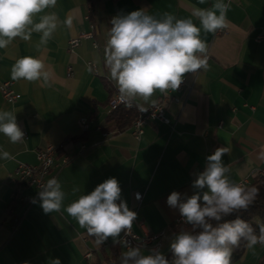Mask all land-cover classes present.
Listing matches in <instances>:
<instances>
[{
	"label": "crops",
	"instance_id": "crops-1",
	"mask_svg": "<svg viewBox=\"0 0 264 264\" xmlns=\"http://www.w3.org/2000/svg\"><path fill=\"white\" fill-rule=\"evenodd\" d=\"M214 2L97 0L91 22L87 0H57L55 8L46 11H54L61 23L47 45L37 47L41 34L34 32L31 41L16 38L0 49V83L12 82L20 94L15 103L4 102L0 94V110L15 113L26 134L16 144L0 134V149L14 157L0 159V264H54L56 259L61 264H90L101 258L102 246L63 208L46 214L34 187L17 191L9 181L19 164H36L39 148L51 145L57 162L69 159L56 177L65 193V207L110 177L119 181L130 210L135 204L133 193H142L137 219L150 232L164 233L161 251L165 256L171 252L169 237L184 230L174 225L181 216L167 205V197L173 191L181 193L182 199L194 193L192 182L204 170L208 155L217 148L230 149L222 161L238 184L245 181L248 186L264 172V159L259 158L264 151V0H230L224 32L214 36L201 31L208 67L184 74V91L171 93L175 99L165 103L169 124L147 123L137 138L131 125L116 128L107 112L109 98L119 94L104 59L111 19L146 8L157 16L169 12L177 18H192L199 26L192 16L194 7L208 8ZM67 19L71 27L63 24ZM89 32L92 38L81 39L69 52V40ZM26 56L44 63L47 82L43 78L12 80V65ZM160 96L157 90L148 102L137 98L134 103L151 105ZM83 118L88 121L87 130L82 127ZM74 188L79 191L73 192ZM108 241L113 243L111 237ZM88 249L93 251L90 260L84 258ZM262 255L264 245L246 247L232 264H262Z\"/></svg>",
	"mask_w": 264,
	"mask_h": 264
},
{
	"label": "clouds",
	"instance_id": "clouds-1",
	"mask_svg": "<svg viewBox=\"0 0 264 264\" xmlns=\"http://www.w3.org/2000/svg\"><path fill=\"white\" fill-rule=\"evenodd\" d=\"M56 4L57 0H0V49L7 48L16 38L29 42L34 32L41 34L37 47L47 45L61 23L54 11H46ZM230 8V0H215L208 8L194 7L192 16L198 19L199 26L192 18H177L169 12L157 16L149 14L146 8L114 16L104 59L120 102L126 108H132L137 98L148 102L157 90L161 93L177 90L184 74L207 69V43L201 39V31L215 33L226 28ZM71 23L70 19L63 21L66 27H71ZM10 75L12 80L30 82L49 79L44 63L30 56L17 59ZM136 107L141 112L147 111L140 105ZM0 134L13 144L25 140L15 113L0 110ZM226 153L230 149L221 147L206 157L204 170L192 182L195 191L191 196L185 194L182 199L181 193L173 191L167 197V205L178 209L182 223L190 226V230L174 232L169 237L171 260L156 247L146 248L145 254L126 238L131 235L137 213L122 199V189L115 177L106 179L66 207L62 185L53 177L41 186L38 200L46 214L63 208L98 245L111 237L114 244L127 249L121 255V264H232L233 251L241 241L250 249L264 245V225L259 226L257 235L248 221L236 215L255 204L259 189L232 181L230 168L222 161ZM259 158L264 159V151ZM0 159L14 157L0 149ZM77 191L78 188L73 189ZM32 202L36 203V198ZM54 264L61 262L56 259Z\"/></svg>",
	"mask_w": 264,
	"mask_h": 264
},
{
	"label": "built area",
	"instance_id": "built-area-1",
	"mask_svg": "<svg viewBox=\"0 0 264 264\" xmlns=\"http://www.w3.org/2000/svg\"><path fill=\"white\" fill-rule=\"evenodd\" d=\"M224 29L217 30L215 33H212L214 36L218 34H222ZM92 32L84 33L79 37L72 38L68 42V50L69 52H73L74 49L79 45L81 39H91ZM261 36L257 37L259 40ZM94 47H96V43H93ZM70 70V68H69ZM185 89V84L182 82L180 87L175 90H168L167 93H161L160 99L151 104V105H140L142 108H146L147 111L141 112L140 108L136 107L137 104L134 103L132 108H126L123 103L119 100V94H113L108 102H107V112L111 113L112 111L123 107L125 109H134L136 112V117L133 120L130 131L135 137H139L143 133V128L147 123L150 122H158L163 124H169L170 120L166 116L165 112V103L169 99H175L171 96V93H182ZM0 94L1 98L4 102L7 103H15L19 100L20 94H18L12 87V82L3 81L0 83ZM81 124L84 130L88 128V121L86 118L81 120ZM100 130V128H97ZM25 134V133H24ZM26 138V134L24 135ZM56 148L48 145L44 148H39L35 151L36 156V164L35 165H27V164H19L15 170V172L9 176V181L17 186V191H19L22 187H34L36 189V197H38V192L41 190V186L47 182L48 179L57 177V172L60 168L65 166L69 159L66 157L61 158L58 162L56 161ZM264 174V172H260V175ZM241 186L246 187V182L240 183ZM137 194H139V198H137ZM143 194L140 192L133 193L134 206L131 208L132 211L138 213L139 206L142 202ZM175 223H182V218L176 220ZM133 226H135L138 230L135 231L133 228L131 229V235L126 237L133 245L140 246L142 250L146 252V248L156 247L158 250H161L162 240L165 238L163 232L152 233L149 231L147 226L142 220L136 219L133 222ZM121 236H124V233H121ZM110 242L107 240L104 244H102V248H108ZM123 249L126 251L123 247ZM147 253V252H146ZM93 256V251L88 249L84 254V258L86 260H90Z\"/></svg>",
	"mask_w": 264,
	"mask_h": 264
},
{
	"label": "trees",
	"instance_id": "trees-1",
	"mask_svg": "<svg viewBox=\"0 0 264 264\" xmlns=\"http://www.w3.org/2000/svg\"><path fill=\"white\" fill-rule=\"evenodd\" d=\"M96 1L97 0H87L88 19L91 22H93ZM109 115L110 118L115 121L116 128L122 129L132 124L136 117V112L134 109L118 108L112 111ZM250 186H255L259 189V195L256 202L247 211L238 212L236 215H240L244 220L248 221L256 230L257 235H259V226L264 225V174L257 176L252 183L246 187ZM231 218L234 217H229V219ZM174 225L184 230H190V226L183 223H174ZM245 248L246 242L241 241L240 246L233 251L231 258L232 263L237 262L241 258ZM100 254L101 258H96L90 264H121L122 252L118 244L110 243L108 251L101 247ZM166 257L171 260L172 253H168ZM261 263L264 264V255L261 257ZM129 264H131V262H129Z\"/></svg>",
	"mask_w": 264,
	"mask_h": 264
}]
</instances>
